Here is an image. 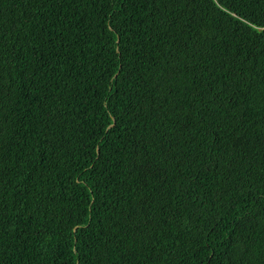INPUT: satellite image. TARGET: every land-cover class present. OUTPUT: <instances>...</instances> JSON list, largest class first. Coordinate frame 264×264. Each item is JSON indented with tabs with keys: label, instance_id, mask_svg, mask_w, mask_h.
I'll use <instances>...</instances> for the list:
<instances>
[{
	"label": "trees",
	"instance_id": "trees-1",
	"mask_svg": "<svg viewBox=\"0 0 264 264\" xmlns=\"http://www.w3.org/2000/svg\"><path fill=\"white\" fill-rule=\"evenodd\" d=\"M264 0H0V264H264Z\"/></svg>",
	"mask_w": 264,
	"mask_h": 264
},
{
	"label": "snow or ice",
	"instance_id": "snow-or-ice-1",
	"mask_svg": "<svg viewBox=\"0 0 264 264\" xmlns=\"http://www.w3.org/2000/svg\"><path fill=\"white\" fill-rule=\"evenodd\" d=\"M255 25H260L258 28L259 33L264 35V20H259V21H253V26Z\"/></svg>",
	"mask_w": 264,
	"mask_h": 264
}]
</instances>
